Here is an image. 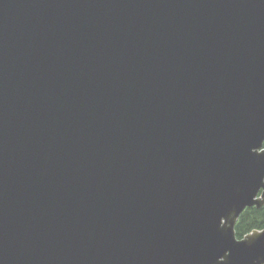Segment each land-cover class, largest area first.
I'll use <instances>...</instances> for the list:
<instances>
[{"label":"water","instance_id":"water-1","mask_svg":"<svg viewBox=\"0 0 264 264\" xmlns=\"http://www.w3.org/2000/svg\"><path fill=\"white\" fill-rule=\"evenodd\" d=\"M264 0H0V264H264Z\"/></svg>","mask_w":264,"mask_h":264},{"label":"trees","instance_id":"trees-1","mask_svg":"<svg viewBox=\"0 0 264 264\" xmlns=\"http://www.w3.org/2000/svg\"><path fill=\"white\" fill-rule=\"evenodd\" d=\"M264 228V208L246 209L240 216L236 227V237L241 239L244 235L250 233L253 230H261Z\"/></svg>","mask_w":264,"mask_h":264},{"label":"flooded vegetation","instance_id":"flooded-vegetation-1","mask_svg":"<svg viewBox=\"0 0 264 264\" xmlns=\"http://www.w3.org/2000/svg\"><path fill=\"white\" fill-rule=\"evenodd\" d=\"M254 208V207H253ZM249 209V208H248ZM257 209V208H256ZM262 209V208H261Z\"/></svg>","mask_w":264,"mask_h":264},{"label":"bare ground","instance_id":"bare-ground-1","mask_svg":"<svg viewBox=\"0 0 264 264\" xmlns=\"http://www.w3.org/2000/svg\"><path fill=\"white\" fill-rule=\"evenodd\" d=\"M262 230V229H261Z\"/></svg>","mask_w":264,"mask_h":264}]
</instances>
